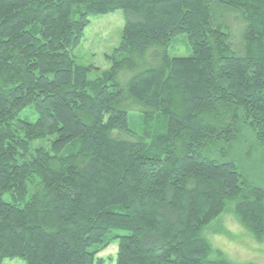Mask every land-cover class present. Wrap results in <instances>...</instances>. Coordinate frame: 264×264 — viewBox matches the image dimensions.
Masks as SVG:
<instances>
[{
  "label": "trees",
  "instance_id": "obj_1",
  "mask_svg": "<svg viewBox=\"0 0 264 264\" xmlns=\"http://www.w3.org/2000/svg\"><path fill=\"white\" fill-rule=\"evenodd\" d=\"M216 9L241 23L238 46ZM115 10L119 45L89 78L73 50ZM180 34L188 56L169 54ZM261 149L264 0H0V263L106 264L117 241L113 264H253L204 232L229 213L263 239Z\"/></svg>",
  "mask_w": 264,
  "mask_h": 264
},
{
  "label": "rangeland",
  "instance_id": "obj_2",
  "mask_svg": "<svg viewBox=\"0 0 264 264\" xmlns=\"http://www.w3.org/2000/svg\"><path fill=\"white\" fill-rule=\"evenodd\" d=\"M216 23H221L223 29L230 33V41L238 46L242 25H236L233 22V17L221 9H216L212 12ZM124 26V12L115 10L105 15L92 17L89 25L86 27L84 36L79 44L74 48V60L76 64L83 66H91L88 73L89 78L101 76L103 71L110 68V60L107 55H111L120 42L122 29ZM169 54L172 56H188L191 54L190 47L187 43L186 35L180 34L175 36L169 45ZM146 60H150L148 57ZM138 65L143 66L141 60L136 59ZM136 70L122 69L117 75V82L121 87H124L128 78H130ZM127 111L129 114V126L133 129H140L138 121L140 120L139 110L136 105L131 102H126ZM19 118H24L28 121H34L36 114L26 108ZM140 122V121H139ZM138 127V128H137ZM44 139L36 140L32 146L44 144ZM256 177L264 184V149L257 153ZM205 238L211 243L213 249H219L225 258L234 263H253L264 264V237L260 241L255 239L244 227L236 221L229 213L223 214L219 219L211 223L204 232ZM117 241H114L102 252L99 257L106 259V264H113L116 253ZM214 257V255H211ZM0 264H25L21 258L4 259Z\"/></svg>",
  "mask_w": 264,
  "mask_h": 264
}]
</instances>
